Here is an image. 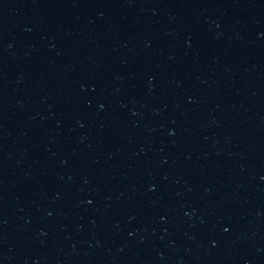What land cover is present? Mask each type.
Instances as JSON below:
<instances>
[{"label":"water","instance_id":"water-1","mask_svg":"<svg viewBox=\"0 0 264 264\" xmlns=\"http://www.w3.org/2000/svg\"><path fill=\"white\" fill-rule=\"evenodd\" d=\"M0 264H264V0H0Z\"/></svg>","mask_w":264,"mask_h":264}]
</instances>
